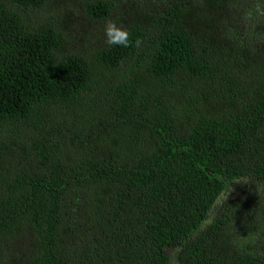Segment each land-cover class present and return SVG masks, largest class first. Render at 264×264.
<instances>
[{"label": "trees", "instance_id": "trees-1", "mask_svg": "<svg viewBox=\"0 0 264 264\" xmlns=\"http://www.w3.org/2000/svg\"><path fill=\"white\" fill-rule=\"evenodd\" d=\"M59 2L0 0V264H264V0Z\"/></svg>", "mask_w": 264, "mask_h": 264}, {"label": "rangeland", "instance_id": "rangeland-1", "mask_svg": "<svg viewBox=\"0 0 264 264\" xmlns=\"http://www.w3.org/2000/svg\"><path fill=\"white\" fill-rule=\"evenodd\" d=\"M58 5L67 30L77 37L80 44L85 45L90 39L98 41V43H105L104 28L106 23L94 22L83 16L78 0H60Z\"/></svg>", "mask_w": 264, "mask_h": 264}, {"label": "clouds", "instance_id": "clouds-1", "mask_svg": "<svg viewBox=\"0 0 264 264\" xmlns=\"http://www.w3.org/2000/svg\"><path fill=\"white\" fill-rule=\"evenodd\" d=\"M105 43L109 46L118 45L121 47L133 46L139 47L142 40L139 38L136 41L130 39V32L127 28L123 27L117 21L111 20L106 22L104 28Z\"/></svg>", "mask_w": 264, "mask_h": 264}]
</instances>
